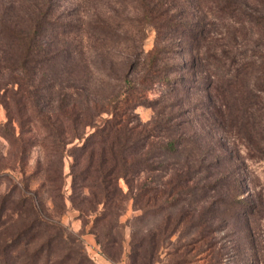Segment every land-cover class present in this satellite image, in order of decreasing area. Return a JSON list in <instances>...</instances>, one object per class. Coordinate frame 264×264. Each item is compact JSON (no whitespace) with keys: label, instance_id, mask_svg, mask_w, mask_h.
<instances>
[{"label":"rangeland","instance_id":"374dc122","mask_svg":"<svg viewBox=\"0 0 264 264\" xmlns=\"http://www.w3.org/2000/svg\"><path fill=\"white\" fill-rule=\"evenodd\" d=\"M161 1L159 5L157 0H0V21L5 26L15 25L21 34L30 26L34 27L41 43L37 50L34 48L32 61L22 64L19 57L21 50L13 46L14 41L8 36L0 35V55L8 56L6 64L4 57L0 62V84L20 89L19 93L10 96L7 93V106L1 98L3 89L0 90V203L6 201L7 205L5 210L0 211V242L21 225L18 221L17 201L22 193L34 192L43 177L45 165H42V160L46 147L43 137H48V133L45 125L39 122L38 106L34 105L27 92L33 88L32 78L38 80L40 72H43L47 75L39 82V87L50 84H55V89L64 87L70 83L67 80L70 75L75 80L74 84L95 88L100 105H117V116L133 124L138 121L151 122L158 111L163 112L160 116L175 113L177 108L173 105L188 107L191 123L189 129L185 130L189 133L184 137L189 141L181 148L177 161L180 164L185 162L203 146V153L213 165H221L224 171L234 169L239 173L243 180V200L253 205L250 227L257 263L264 264V154L254 150L253 144L261 142L260 136L264 132V91L258 98L256 89L259 91V88L250 86L256 83L263 64L264 40L258 41L262 28L258 24L255 26L252 18L244 12H239L240 18H235L240 20L237 23L225 16L224 20L214 19L209 25L211 41L225 46L222 53L217 49L220 59L229 57L224 60L225 66L220 68L223 72V68H229L233 52L239 58L255 60L257 65L248 68L247 83L250 89L245 88L246 92H240L246 96L244 99H239V95L228 96L227 102L220 101V94L216 90L211 92V99H206L204 87L209 82V76L217 70L214 64L216 61L208 58V53L189 52L188 40L182 37L181 29L172 27L174 24L185 23L186 16L192 19L195 9L180 0H168L167 3ZM238 4L244 11L264 14V0H239ZM233 27H238L237 41L231 39ZM219 38H223L222 41L215 40ZM234 41L237 42L235 46ZM193 56L201 64L200 72L189 70ZM4 65L9 69L24 67L26 71L10 72ZM30 67L38 68L39 73L36 74L35 69ZM125 75L127 81H124ZM12 77H17L21 88L17 84L12 86L7 83ZM251 89L256 93L254 97ZM103 101L105 104H102ZM52 103L51 94L39 106L42 113L46 111L52 115ZM244 103L247 106L246 112L240 117L241 123L236 125L233 116L228 113L229 109ZM86 110L91 112L90 106ZM59 117L62 118V114ZM106 117L110 115L103 112L96 118V123ZM245 125L251 126L253 135L245 133ZM91 131L92 128L86 130L88 133ZM80 143L75 140L66 147L72 150L73 145ZM71 161V156L65 157V174L69 172ZM230 175L224 181L226 191L233 184ZM65 177L66 187L69 188L71 177ZM46 197L44 189L43 192L41 190L46 212L55 216ZM219 212L226 217L231 208L222 205ZM134 214L129 204L121 222L125 223ZM60 221L74 235L80 234L84 250L95 264H114L102 255L94 234L87 232L91 222L83 227V220L77 210L68 205ZM152 223L153 219L150 218L148 225ZM188 227L182 225L179 233L185 236ZM125 232L128 239V227ZM213 237L210 239L215 247L209 255H194V251H190L183 258L191 260V264H253L249 243L243 244V238L232 243L227 231ZM214 252H217L215 259L211 256ZM124 261L125 256L118 264H124ZM170 263L171 257L163 252L159 264Z\"/></svg>","mask_w":264,"mask_h":264},{"label":"trees","instance_id":"16d2710c","mask_svg":"<svg viewBox=\"0 0 264 264\" xmlns=\"http://www.w3.org/2000/svg\"><path fill=\"white\" fill-rule=\"evenodd\" d=\"M163 1L167 3L168 0ZM161 2L157 0V4L160 5ZM180 2H187L195 9L194 17L188 19L190 17L186 16L185 23L174 24L172 27L181 29L182 37L188 40L189 52L193 50L197 54L208 53L207 57L216 61L214 64L217 65V70L209 76V82L204 87L207 94L205 98L211 99V92L216 90L220 94V101L227 102L228 96L239 95V99H244L246 96L241 93H244L245 88L250 89L247 83L248 68L257 64L255 60L239 58L233 52L229 68H223V72L220 68L225 66L224 60L229 57L220 59L217 51L222 53L225 46L211 41L209 25L214 19L224 20L225 16L237 23L240 20L235 18L239 17V12H244L252 18L255 26L258 24L262 28L263 33L264 14L256 15L252 11L240 9L239 0ZM180 9L183 7L180 6ZM10 25L5 26L0 21V35L8 36L14 41L13 46L21 50L19 57L22 64L32 61L34 48L37 50L41 47L35 28L30 26L21 34L15 25ZM157 27L161 28L160 25ZM237 32L238 27H233L231 39L237 41ZM262 33L258 41L264 40ZM235 41L234 46L237 45ZM227 51L230 52L228 49ZM3 57L6 64L8 56L4 54ZM3 57L0 55V62ZM262 57L263 64L259 68L256 83L250 85L251 88H259V91L256 89L258 98L264 91V54ZM193 58L189 70L200 72L201 64L194 56ZM4 68L10 72L26 71L24 67ZM30 68H34L36 74L39 73L38 68ZM46 75L40 72L38 80L32 78L33 88L27 90L31 101L40 111L39 122L45 125L48 133V137H43L46 140L42 160L45 169L39 188L31 194L22 193L17 201L18 221L21 225L0 242V264H95L86 254L80 234L74 235L60 221L68 205L78 211L83 227L91 222L87 232L94 234L102 255L114 264H118L123 256L124 264H159L163 252L171 257L170 264H191L192 261L185 260L184 255L190 251H194V255H209L210 250L215 247L210 238L214 239L213 236L224 231L230 234L232 243L242 238L243 244L248 242L252 263L258 264L250 227L253 205L243 200V180L239 173L234 169L224 171L221 165H213L200 144L197 154L181 164L177 161L181 148L189 141L184 137L189 133L185 130L189 129L191 123L188 107L173 105L177 108L175 113L160 116L163 112L158 111L151 122L138 121L133 124L117 116V105H100L95 88H88L82 83L80 86L74 84L75 80L70 75L67 76L70 83L64 87L55 89V84L39 87V82ZM127 76H124V81H127ZM7 83L12 86L17 84L21 88L17 77H12ZM1 89L3 103L6 102L7 93L10 96L20 92L18 87H4L0 84ZM51 94L52 115L46 111L42 113L39 108L41 102L44 103ZM251 95H256L252 89ZM88 106L91 112L86 110ZM246 108L244 103L233 110L229 109L233 123H241L240 117L246 112ZM103 112L110 117L101 118L96 123V118ZM60 114L62 118L59 117ZM87 128H92V131L86 132ZM197 133L200 134L198 131ZM245 133L253 135L250 125H245ZM17 137L19 138V134ZM198 137L200 143V135ZM260 138L261 142L264 141V132ZM75 140L81 143L73 145L72 150L68 149L67 144ZM261 142L253 143V148L264 154V143ZM20 147L22 151V144ZM66 156H71L72 160L67 174L64 173ZM66 175L71 177L69 188L66 187ZM229 175L233 184L226 191L224 181ZM43 189L47 195L46 202L49 201L55 216L44 208L41 200ZM129 204L135 214L123 223L121 217ZM222 205H229L231 208L226 217L219 212ZM6 206V201H1L0 211L5 210ZM150 218L153 223L148 225ZM182 225L189 226L185 236L179 233ZM126 227L129 228L128 239L125 236ZM174 236L177 237L174 239ZM182 240L184 243L180 244ZM190 245L191 249H186ZM211 256L215 259L217 252Z\"/></svg>","mask_w":264,"mask_h":264}]
</instances>
